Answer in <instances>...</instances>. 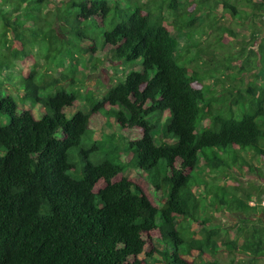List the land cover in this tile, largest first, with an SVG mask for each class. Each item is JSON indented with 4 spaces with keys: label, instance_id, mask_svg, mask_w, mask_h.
<instances>
[{
    "label": "trees",
    "instance_id": "obj_1",
    "mask_svg": "<svg viewBox=\"0 0 264 264\" xmlns=\"http://www.w3.org/2000/svg\"><path fill=\"white\" fill-rule=\"evenodd\" d=\"M207 1L190 12L187 0H0V119L7 118L0 123V264H198L188 257L194 251L202 259L203 247L230 257L226 264H264L262 191L237 180L216 183L234 177L233 169L257 171L249 156L264 161V0L219 1L222 15L243 25L252 20L256 29L247 44L255 46L251 56L235 71L225 63L230 84L220 99L192 85L198 75L180 64L168 30H192ZM65 5L75 17L57 18L47 30L41 12ZM92 20L102 29L101 48L128 71L101 98L86 96L88 114L66 117L77 95L54 89L56 79L37 78L36 63L23 75L14 62L29 60L21 46L35 40L60 52L55 40L63 52L55 67L69 87L77 86L83 51L98 48L87 33ZM83 42L92 47L83 50ZM19 106L36 107L39 117ZM98 113L112 129L100 137L86 119ZM117 127L140 135L122 144ZM128 167L144 173L156 203L123 174ZM223 210L243 215L224 239L210 224ZM188 221L199 225V239L184 226Z\"/></svg>",
    "mask_w": 264,
    "mask_h": 264
},
{
    "label": "rangeland",
    "instance_id": "obj_2",
    "mask_svg": "<svg viewBox=\"0 0 264 264\" xmlns=\"http://www.w3.org/2000/svg\"><path fill=\"white\" fill-rule=\"evenodd\" d=\"M141 1V0H140ZM146 2V0H142ZM189 3V11L191 12L194 8L197 9L198 0H187ZM214 1L216 0H208L204 2V7L199 8L198 10V19L194 24L192 30L182 28H177L173 30L171 27H168V30L173 37L177 39V54L180 58V64L184 65L190 71L195 72L198 75V81H193L192 85L196 87H203L204 91L207 92L206 96L212 98L213 96L218 97L220 99V94L223 93V89H226L229 86L230 82L223 76V74L228 71V66L225 64L228 60H230V65L235 68L232 71H235L237 67L245 60L247 56H251V50H255V46H247L248 43L253 40L255 37L256 29L252 26V20L248 21L246 24H241L238 21L231 20L230 15L223 14V9L221 10V6L219 1L217 0V6L214 5ZM215 6V7H214ZM6 8V7H5ZM245 9V8H244ZM248 10V9H245ZM53 9L48 8L41 12L40 17L42 19L47 18L45 20L47 30H49V24L54 23V20L57 18L62 17H70V19L75 17V11L72 9H67V6L60 8L58 11L50 14ZM260 14L264 15V10L259 11ZM222 15V17H221ZM192 16L184 15L182 19L187 21L191 19ZM257 22V21H256ZM89 26L91 27L88 29V35L93 40L94 44L98 47L94 51H83V62L81 61L77 67V73L75 76V80L77 86L69 87L68 82L69 79H62L63 72L59 70L56 65V61H59L62 57L63 52L62 45L59 44L57 41L52 40L55 43L56 48L60 50L57 52L56 50L50 51L48 48V42L43 40H38L35 42L33 41V35H28L30 42L26 43L21 46V49L25 56L27 57L26 62L23 61H16L14 62L15 68L18 71H21L23 75L28 72L31 68V65L36 63L39 65L37 78L41 77L42 81L49 82L53 79H56L57 82L52 84L54 89L57 88H64V90H72V92L77 95V99L74 104L64 109V114L66 117H71L75 112L81 111L83 113H89V107L85 103L86 96L93 94L95 99L101 98L103 94H105L117 81L123 79L125 77V72L128 71L127 68H124L120 65H114L113 62L110 60L109 50L107 47L101 48L102 37H101V27L100 25L97 26V23H93V20L88 22ZM256 24H260L257 22ZM57 30L59 28V24L55 25ZM2 22L0 21V29L2 28ZM224 27L230 29L234 32V36H228L227 34H222L218 31V28ZM109 29V28H108ZM107 29V30H108ZM106 30V31H107ZM60 34V32L58 31ZM7 38H10V34L7 33ZM254 36L252 37V35ZM36 38V37H35ZM74 39H76L74 37ZM77 40V39H76ZM89 40V39H87ZM74 41V40H72ZM75 42V41H74ZM92 43V42H90ZM89 42L82 43L81 46H84L83 50H89L92 47ZM246 45L247 51L242 55V47ZM243 47V48H245ZM55 49V48H54ZM65 50L66 47L64 48ZM73 51V50H72ZM3 52V50H0ZM60 53V54H59ZM67 55V53L65 52ZM11 59V57H9ZM71 59V58H70ZM33 62V63H32ZM13 64V65H14ZM67 67L70 66V63H64ZM140 62L136 63L135 69L138 71L140 70ZM117 67V68H113ZM13 68V67H12ZM15 68H13L15 70ZM124 68V69H123ZM123 69V71H122ZM6 72L4 68H2ZM1 73V69H0ZM15 72L13 73V75ZM17 77L18 75L15 74ZM244 76V74H242ZM246 77H242V80L245 83H248L245 79ZM241 79H239L240 81ZM13 82V81H12ZM12 82H8L10 85ZM17 83V82H16ZM237 84L239 82H236ZM8 86V85H6ZM242 88H245L242 86ZM10 94L14 98L17 99L18 95L11 91ZM208 98V97H207ZM216 100L214 103V107H220V100ZM252 101V100H251ZM17 102V100H16ZM21 109H30L35 118H38L39 115L37 114V108L33 107H26V106H19ZM87 121L89 122V130L95 132V136L100 137L102 134L106 135L111 132L112 129L107 128L104 123V119L102 115L98 114H90L86 116ZM1 124L7 123V118L2 117L0 119ZM119 132L121 137L124 140H121V143H125L130 141V136L135 135L136 137L140 135V132L134 131L131 133H126L119 129L118 127L113 129ZM128 137V138H125ZM1 155V152H0ZM249 157H251L249 159ZM249 163L252 167L257 168V171H243L239 172L236 169L234 171V177H231L225 181H216L217 184L226 185L229 184L230 186L236 185L238 181L239 185L242 188H247L249 185H255L262 191L261 200H263L262 205L264 206V161L262 159H258L254 156H249ZM125 159L124 156L121 157L122 162ZM252 159V160H251ZM94 162V159L91 158ZM262 160V162H261ZM261 163V164H260ZM237 167V166H236ZM235 167V168H236ZM194 171L192 175L195 177L197 174ZM207 170H203L202 167L198 170L199 175L202 178H206ZM125 176L129 177L130 180L134 183L136 187H139L147 196L152 198V202L156 203L155 194L151 192V186L148 183L147 179L143 172L128 167L125 172L123 173ZM209 183H212L211 179H206ZM200 193H204L201 189L199 190ZM160 195V194H159ZM157 200L161 198V196L156 195ZM159 198V199H158ZM252 205V203H250ZM243 218V215L239 212H226L221 211L220 213L216 214V217L212 219L210 224H215L219 229H221L222 239L226 236H231L233 232V228L239 223V220ZM190 231L193 232L196 239H199V232L200 227L196 223L187 222L184 224ZM158 249L162 248L160 244L155 245ZM151 247V244L150 246ZM205 256L200 259L197 255V252H192V256L188 257V260H195L198 264H206L208 262H215L216 264H226L230 257H227L223 253H214L212 250L204 248ZM144 256L141 255L139 259H143ZM243 259L249 260V258L245 257L242 254L236 255V260ZM153 263H155L153 261ZM155 264H167L165 261H158Z\"/></svg>",
    "mask_w": 264,
    "mask_h": 264
}]
</instances>
